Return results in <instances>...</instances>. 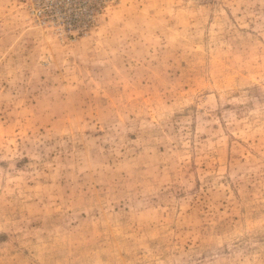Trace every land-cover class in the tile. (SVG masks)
<instances>
[{"label":"rangeland","instance_id":"obj_1","mask_svg":"<svg viewBox=\"0 0 264 264\" xmlns=\"http://www.w3.org/2000/svg\"><path fill=\"white\" fill-rule=\"evenodd\" d=\"M44 3L0 0V264H264V0Z\"/></svg>","mask_w":264,"mask_h":264},{"label":"built area","instance_id":"obj_2","mask_svg":"<svg viewBox=\"0 0 264 264\" xmlns=\"http://www.w3.org/2000/svg\"><path fill=\"white\" fill-rule=\"evenodd\" d=\"M61 1L62 0H57V4H55L54 8L52 9L47 8L46 3H44V8L42 10L35 8V15L40 19L39 21L41 23H52L57 25L59 21L63 22L65 20L67 27H72L71 23L80 17L81 12L77 10L70 12L66 5L61 4ZM78 31L82 32L80 29H78Z\"/></svg>","mask_w":264,"mask_h":264}]
</instances>
